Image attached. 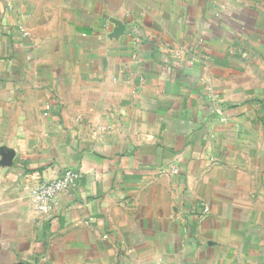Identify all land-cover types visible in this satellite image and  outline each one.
Masks as SVG:
<instances>
[{
  "label": "crops",
  "instance_id": "1",
  "mask_svg": "<svg viewBox=\"0 0 264 264\" xmlns=\"http://www.w3.org/2000/svg\"><path fill=\"white\" fill-rule=\"evenodd\" d=\"M0 264H264V0H0Z\"/></svg>",
  "mask_w": 264,
  "mask_h": 264
},
{
  "label": "built area",
  "instance_id": "2",
  "mask_svg": "<svg viewBox=\"0 0 264 264\" xmlns=\"http://www.w3.org/2000/svg\"><path fill=\"white\" fill-rule=\"evenodd\" d=\"M79 177V172L72 169H65L53 179L35 177V183L29 188V192L37 211L45 215L50 213L54 209L58 194L72 188ZM207 212V207H201L199 218L205 217Z\"/></svg>",
  "mask_w": 264,
  "mask_h": 264
}]
</instances>
